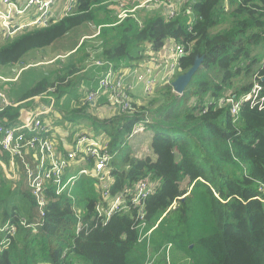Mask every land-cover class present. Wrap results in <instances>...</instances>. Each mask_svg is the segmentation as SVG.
<instances>
[{
    "label": "trees",
    "instance_id": "1",
    "mask_svg": "<svg viewBox=\"0 0 264 264\" xmlns=\"http://www.w3.org/2000/svg\"><path fill=\"white\" fill-rule=\"evenodd\" d=\"M120 1L73 0L67 16L4 39L0 67L22 62L31 51L89 24L100 27L106 64L131 66L147 51L162 50L169 40L185 52L175 77L186 72L196 57L202 58L182 95L172 90L174 77L150 93L144 90L141 105L114 106L110 118L85 113L103 95L93 102L87 95L72 102L65 115L87 117L92 130L107 132L111 182L106 191L112 198L122 195L128 201L141 180L154 183L144 215L139 218L131 208L125 215L112 213L102 223L96 216L102 184L81 175L69 195H56L54 186L45 183V205L39 216L23 168L18 172L24 181L16 183L5 178L0 166V224L10 223L16 229L0 246V264H264V203L257 199L264 185V0H194L191 5L184 0L173 18L144 9L122 21L107 14L101 18L109 5ZM46 85L37 83L23 99L45 93ZM64 85H50L55 87L50 94L54 101ZM254 85L259 87L255 99L242 102L232 114L229 97L238 101ZM21 115L20 106L7 107L0 112V123L18 125ZM136 125L152 133L153 157L134 158L127 150ZM80 129L74 137L92 136ZM50 135L53 140L51 131ZM8 157L0 150L6 166ZM70 175L66 172L65 178ZM75 209L85 220L94 217L97 225L76 235ZM21 220L28 227H22ZM5 236L0 233V242Z\"/></svg>",
    "mask_w": 264,
    "mask_h": 264
},
{
    "label": "built area",
    "instance_id": "2",
    "mask_svg": "<svg viewBox=\"0 0 264 264\" xmlns=\"http://www.w3.org/2000/svg\"><path fill=\"white\" fill-rule=\"evenodd\" d=\"M59 0H0V32L6 38L30 28L44 27L49 22H55L54 10ZM184 0H121L117 4L109 5V9L113 11L115 20L122 21L127 17H135L136 11L152 9L153 12L163 11L168 18H173L179 11ZM73 8V0H63L61 8L62 17L67 16ZM31 10L34 15L29 20H24V16ZM186 14L190 13V9L186 8ZM59 18V19H61ZM174 42V41H173ZM175 43V42H174ZM152 56L155 55L152 51ZM157 53V52H156ZM172 62L168 66H163L162 78L171 81L179 71L178 60L185 54L182 46L175 43L173 50H170ZM104 63V62H103ZM101 64V62H97ZM136 73V72H135ZM110 74V73H109ZM107 74L99 80L98 88L90 91L86 98L87 101L93 102L99 95L107 94L108 100L114 106H122L126 108L130 99L128 94L122 88L123 76L117 81H112ZM138 82L144 80L143 76L137 75ZM155 80L147 79L145 81L144 90L147 93L152 91ZM259 90L255 85L252 92L236 102L228 100L231 107V113L236 114L242 102L255 99ZM55 91V87L49 88L45 93L40 95L46 103L39 110H30L26 113L22 112L20 123L12 127L3 126L0 123V150L8 154L7 166L0 160V166L4 171V176L13 181H20L25 178V185L29 188L35 198L37 214L41 216L42 208L45 205V199L42 194L45 183H51L55 188V194L66 193L69 195L76 179L81 175H87L97 179L102 184V201L96 206L97 217L104 223L112 213L125 215L135 209L136 215L142 218L144 215L145 202L154 190V183L148 179L141 180L133 188L128 201L122 195L114 198L106 191L108 182L105 178L109 176V163L111 161L108 152V142L88 136L86 134L75 135L72 148L59 156L58 147L51 139L50 128L44 125L42 117L51 112L54 108L55 101L50 95ZM250 96V97H249ZM223 103V101H221ZM17 107L11 104L3 93L0 92V112L7 107ZM262 106L259 108L261 109ZM138 127L143 131V125H136L133 128L132 135L136 134ZM84 164L77 175H70L65 178L66 172L70 173L74 166ZM23 168L24 178L18 172L19 167ZM260 198L258 200L264 203V185L259 187ZM107 204V208L104 205ZM75 218L78 220L76 235L88 228L90 231L93 226L97 225L96 221H92L94 217L85 220L83 213L79 209H75ZM91 221V222H90ZM89 225L87 226V224ZM22 227H28L25 220L20 221ZM144 225H141L143 227ZM15 227L10 223L0 224V233L6 235L4 240L0 242L3 246L8 236L15 234ZM148 231L140 240L148 236ZM171 245L166 247V256L168 259V251Z\"/></svg>",
    "mask_w": 264,
    "mask_h": 264
},
{
    "label": "crops",
    "instance_id": "3",
    "mask_svg": "<svg viewBox=\"0 0 264 264\" xmlns=\"http://www.w3.org/2000/svg\"><path fill=\"white\" fill-rule=\"evenodd\" d=\"M63 0H59L54 10V20H59L62 17L61 8ZM108 12L102 13V19L113 17V11L107 7ZM34 15V10H31L24 16V20H29ZM82 25L72 29L78 30V34L72 39L68 40L69 33L63 38L53 42L51 45L39 51H31L22 62L13 65L0 67V92L5 95L8 101L20 106L22 112L26 113L30 110H39L46 101L39 96L29 97L23 99L26 92L33 89L37 83H45L46 87L50 85L59 86L63 84L65 89L61 87V93L58 90V100L55 98V105L51 112L42 117L44 124L49 126L53 136V141L58 147L59 156L71 149L74 134L78 128L92 135L94 138L109 141L108 134L103 129L92 130L93 127L87 117L74 116L75 118H68V111L71 110L72 102L85 98V96L92 90L98 88V82L109 74L112 81H117L123 76L121 82L122 88L128 94L130 101L134 104L141 105L145 100L144 86L147 79L155 80L152 90L156 86H161L168 81L162 78L163 66H168L172 62V55L170 50H173L175 43L169 40L165 43L162 50L152 56L151 52L145 54V58L137 63L132 62L131 66H115L106 64L101 57V41L98 39L100 27L92 24ZM2 37L6 38L4 34ZM65 39V40H64ZM63 40L59 44V41ZM58 42V46H55ZM55 44V45H54ZM101 62V64H97ZM104 62V63H103ZM130 64V63H129ZM42 70L40 74H36L38 68ZM160 68V69H159ZM29 70H31L29 72ZM136 72V73H135ZM144 77L142 82H138L136 76ZM26 80V81H25ZM47 88V90L49 89ZM59 89V88H58ZM17 90V91H16ZM95 106H91L90 110L85 108V113L89 117H97L99 119L110 118L115 108L113 104L106 103V94H102ZM70 106V107H69ZM78 131V130H77ZM152 133L148 129H144L138 135H133L128 140L127 150L131 157L139 158L134 155L135 146L132 142L145 139L147 143L145 154L142 156L153 157L150 150V140ZM144 141V140H143ZM78 166L84 167V164ZM105 182L110 183L111 179L105 178Z\"/></svg>",
    "mask_w": 264,
    "mask_h": 264
},
{
    "label": "rangeland",
    "instance_id": "4",
    "mask_svg": "<svg viewBox=\"0 0 264 264\" xmlns=\"http://www.w3.org/2000/svg\"><path fill=\"white\" fill-rule=\"evenodd\" d=\"M188 1V4L189 5H191L192 3H193V1L194 0H187ZM138 11V10H137ZM136 11V12H137ZM139 12V11H138ZM147 12L149 13V14H152V13H156V12H153V10L152 9H148L147 10ZM115 20V19H114ZM82 28H86V26L85 25H82ZM78 30H80V29H75L74 31H72V32H70V34H69V37H68V40H72L77 34H78ZM4 39H6V38H4V37H2V35H1V33H0V43L2 42V41H5ZM65 40V39H64ZM61 42H63V40H61V41H59V44L61 43ZM2 44V43H1ZM55 45V44H54ZM55 46H58V42L56 43V45ZM38 68V71L36 72V74H40L41 72H42V70L40 69V67H37ZM31 70H29V72H30ZM26 81V80H25ZM255 86V85H254ZM17 91V90H16ZM250 97V96H249ZM130 99V98H129ZM229 99H230V101H232V102H234V101H236L234 98H233V96L232 97H229ZM45 125V124H44ZM46 127H48V128H50L49 126H47L46 125ZM50 131H51V129H50ZM140 132H142L141 131V127H138L137 128V130H136V134H135V136L136 135H138ZM144 140V141H143ZM140 141V139H138V141H134L133 140V142H132V146H135V150L133 151L134 152V155H136L137 157H139V158H142V156L145 154V151H146V149H145V147L147 146L146 144V142H145V139L143 138L142 139V142L140 143V144H137L138 142ZM73 142H74V138H73V140H72V144H71V148H72V145H73ZM124 147H126V145L124 146ZM82 168V166H74L71 170H69L70 171V174H72V175H77L78 174V172H79V170ZM16 182V181H15ZM16 183H18V182H16ZM186 185V182H183L182 183V186H185ZM20 187V185L18 184L17 185V188H19ZM17 203H20V200L17 202Z\"/></svg>",
    "mask_w": 264,
    "mask_h": 264
},
{
    "label": "water",
    "instance_id": "5",
    "mask_svg": "<svg viewBox=\"0 0 264 264\" xmlns=\"http://www.w3.org/2000/svg\"><path fill=\"white\" fill-rule=\"evenodd\" d=\"M202 58L196 57L192 66L184 73L177 75L171 82L172 90L177 95H182L196 71L200 68Z\"/></svg>",
    "mask_w": 264,
    "mask_h": 264
}]
</instances>
